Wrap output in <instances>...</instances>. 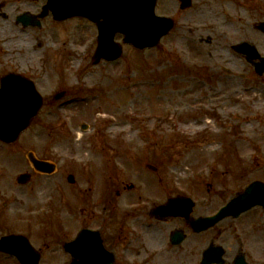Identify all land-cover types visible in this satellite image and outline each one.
<instances>
[{
  "label": "rangeland",
  "instance_id": "374dc122",
  "mask_svg": "<svg viewBox=\"0 0 264 264\" xmlns=\"http://www.w3.org/2000/svg\"><path fill=\"white\" fill-rule=\"evenodd\" d=\"M174 6L165 7L160 0L156 13ZM224 11L226 22L217 19L209 44H199L182 26L192 23L181 21L157 48L139 52L123 45L120 59L98 65L91 64L97 34L94 24L75 19L43 27L44 45L23 58L36 64L45 104L16 142H0V235L23 233L41 251L39 264H61L67 257L57 239L74 235L88 215L101 220L106 216L103 221L108 225L125 223L140 237L131 235L129 250L120 251L117 264H177L163 251V237L161 248L156 249L161 253L150 259V231L133 224L134 214L140 216L142 207L149 210L153 200L163 201L174 190L196 191L190 186L196 180L201 185L197 197L202 214H210L220 204L216 194L237 186L227 180L233 172L239 174L241 163L244 167L264 163V74L257 76L251 64L231 48L241 39H250L264 55V34L254 29L252 10L250 21L242 8ZM116 40L121 42V37ZM221 66L233 76L226 75L222 81L212 77L211 72L220 71ZM62 88L67 91L63 98L73 94L87 98L55 104L50 96ZM201 121L217 132L197 130ZM235 136H240L242 144H237ZM202 141L213 143L209 156L199 147ZM29 150L58 161L59 172L38 176L32 172L28 183L18 185L16 176L31 172L26 159ZM92 153L99 155L98 162L91 159ZM143 164H159L161 180ZM68 172L74 175V186L67 182ZM88 175L97 197L91 193L86 202L82 196ZM147 183L154 185V194L143 191ZM101 220L97 218L95 224ZM162 224L164 229L168 225ZM214 228L204 237L226 229L225 220ZM0 264L19 263L0 256Z\"/></svg>",
  "mask_w": 264,
  "mask_h": 264
},
{
  "label": "flooded vegetation",
  "instance_id": "af4514ba",
  "mask_svg": "<svg viewBox=\"0 0 264 264\" xmlns=\"http://www.w3.org/2000/svg\"><path fill=\"white\" fill-rule=\"evenodd\" d=\"M55 1L57 0H0V24L5 28V32L0 34V41L3 40L0 42V58L1 56H4L5 58L3 61L0 59V80L1 77L7 73H16L31 79L36 88L38 84L40 86L41 78L36 70V64H34V62L32 64L26 63L23 58L24 55L27 54V52L33 53L36 52L37 49L42 48L43 43L40 36L43 34L42 28L44 26L47 27L63 24L74 19L71 18L57 21L49 10L44 12V7ZM188 1L189 7L181 8L180 0H163V5H165V7L175 5L172 7L171 11L164 12L163 14L172 16L175 20V24H180L181 21L192 23L193 26H189L187 29L186 25L182 24V26L190 34L197 36L199 44L202 43L203 39H207L208 37H210V41H212L211 35L215 33V30L219 25L217 22L218 18L224 23L226 22V12L224 9L229 10L232 7L234 9L242 8L243 12L245 11L244 16L248 21L251 19V15L248 12L252 10L253 21L264 25V0ZM159 3L160 0L157 1V6ZM193 15L195 16L192 19ZM227 22H229V16ZM255 23L254 25L256 26L258 23ZM21 35H27L30 39L23 40ZM40 41L42 44L38 45ZM214 75H217L218 81H222L225 78L224 76H231V72L228 69L221 67L220 71L213 73V76ZM39 157L40 159L54 162V159L51 157ZM57 164L58 161L56 163V170L52 174L59 172L60 168ZM238 165L240 166V164ZM243 165L244 164L241 163L239 174L232 173L227 180L228 183L237 184V186L234 189H230V191L224 189L223 192H218L216 194L220 199V204L213 210V213H215L222 204L227 201V199L242 192L246 185L252 181L259 180L264 182V163L248 164L249 167H244ZM147 169L151 173L156 174L158 180H161L162 176L159 175L160 165H150V168ZM256 174L257 176H255ZM35 175L46 174L35 173ZM88 177V185L82 196V199L84 198L86 202L92 198L93 194H91V187L89 185L90 176L88 175ZM193 178H197V176ZM230 178L233 179L229 180ZM167 181L169 182V180ZM236 181H238V183H236ZM198 183L199 180L193 182L190 181V186L195 187L196 191H192L191 189L190 191L174 190L167 194L165 198L166 200L167 198L178 194H184L183 196L188 195L187 197L192 200V204L184 205L183 211L185 214H189V217L178 215L160 219L152 211V207L157 203L154 200L150 206V211L142 207L140 216L134 214L133 224L135 225L138 223V228L145 229L147 232L150 231V249H152L150 252V259L153 260L154 256L161 253V251L157 252V250L161 248V237H163V244L165 245L163 251L168 254V258L173 257L176 261H179L177 264H187V257H189L188 261H190L191 264H200L204 248L209 246L221 247L222 264H264L263 206L254 205L250 209L240 213L237 217H232V215H230L221 219L217 224L225 220L227 228L218 230L216 233L212 234L210 238H206L204 237V234L209 229L204 232L195 231L190 226V222L193 218L202 215V203L197 197V192L201 191L199 188L201 185H198ZM70 184V186H74L75 180ZM115 185L117 186V184ZM56 186L57 188L59 187L58 185ZM75 188L76 187H73L71 190H74ZM150 188H152L151 184ZM80 189V186L77 187L78 192ZM226 192H228V195H224ZM115 193L118 194L116 190ZM150 194H154V192H150ZM5 204L6 202L3 203V205ZM141 214L146 215V218H144L146 221L141 217ZM97 218L101 220L100 217L88 215L81 227L97 230L99 239H101L104 247L113 253L114 264H117V255H120V251L129 250L132 239H138L140 237L132 232L129 225L125 223L119 224L118 222L116 226L114 224L110 225V223L108 225L103 221L106 216L102 218L101 224L96 225L95 222ZM140 218L143 219V221H140ZM162 223L168 224L165 229ZM211 230L214 231L216 229L213 227ZM176 231H179L178 235L175 234ZM77 232H75L74 235L71 234L67 238V241L74 239ZM131 235H133L134 238H132ZM204 240L206 241L205 246L203 245ZM178 241L179 243H177ZM59 242H62L61 247L63 248V238L59 237L57 239V244H59ZM64 254L67 257V260H64L63 263L71 259L69 253ZM0 256L9 257L10 255L0 251Z\"/></svg>",
  "mask_w": 264,
  "mask_h": 264
},
{
  "label": "water",
  "instance_id": "95a60500",
  "mask_svg": "<svg viewBox=\"0 0 264 264\" xmlns=\"http://www.w3.org/2000/svg\"><path fill=\"white\" fill-rule=\"evenodd\" d=\"M155 0H66V6H53L54 12L61 11L59 18L72 15L87 17L94 21L98 28L97 48L93 63L100 59L113 60L121 55L122 48L114 41L116 33L124 35L123 41L137 49L151 47L158 43L161 36L172 26L166 17L154 14ZM245 45V46H243ZM239 51L247 52L250 60L259 57L253 46L243 43L236 46ZM258 73L264 71V58L255 64ZM41 105L40 96L32 84L17 75H8L2 79L0 88V140L10 143L27 128ZM29 159L38 169L51 171L47 163L36 160L29 154ZM28 174H21L18 181L26 182ZM176 199L169 200L172 203ZM253 204L264 206V184L251 183L246 190L229 201L216 215L199 218L195 223L200 228L214 224L224 215L233 212L238 214ZM174 211L165 209L163 212ZM239 211V212H238ZM64 248L74 254L69 264H112V258L103 249L101 242L93 231L82 230L71 245ZM0 250L14 254L21 264H38L40 255L29 241L21 235H6L0 238ZM207 252L206 255L210 254Z\"/></svg>",
  "mask_w": 264,
  "mask_h": 264
},
{
  "label": "bare ground",
  "instance_id": "6f19581e",
  "mask_svg": "<svg viewBox=\"0 0 264 264\" xmlns=\"http://www.w3.org/2000/svg\"><path fill=\"white\" fill-rule=\"evenodd\" d=\"M260 89V88H262L261 86H259V87H250V90H252V89ZM259 95H260V97H261V94L259 93ZM248 117V116H247ZM200 123H202V125H197L196 126V129H200V128H204L205 126H206V123L205 122H203V121H201ZM199 123V124H200ZM211 131H213V133H216L217 131L216 130H214V129H211ZM237 144H242L241 143V138H240V136L239 137H237ZM216 143V142H215ZM213 144V143H212ZM212 144H210V143H208V142H206V141H203L202 143H200L199 144V147H200V149L202 150L203 149V152L207 155V156H209L210 154H212V152H213V145ZM90 157H91V159L93 160V161H95V162H98L99 161V155L97 154V153H92V154H90ZM184 174V172L183 171H181V174ZM145 190L146 191H148V192H153L154 190H151V188H145Z\"/></svg>",
  "mask_w": 264,
  "mask_h": 264
}]
</instances>
